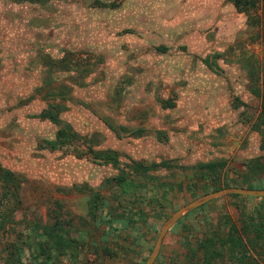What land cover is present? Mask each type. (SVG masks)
<instances>
[{"label":"rangeland","instance_id":"obj_1","mask_svg":"<svg viewBox=\"0 0 264 264\" xmlns=\"http://www.w3.org/2000/svg\"><path fill=\"white\" fill-rule=\"evenodd\" d=\"M263 98L264 29L226 0H0V166L19 181L17 202L0 186V264H40L52 213L77 245L66 264H140L179 206L224 183L264 188ZM180 218L152 264L201 262L227 222L246 226V256L210 264H264V196Z\"/></svg>","mask_w":264,"mask_h":264},{"label":"trees","instance_id":"obj_2","mask_svg":"<svg viewBox=\"0 0 264 264\" xmlns=\"http://www.w3.org/2000/svg\"><path fill=\"white\" fill-rule=\"evenodd\" d=\"M15 2H28V3H43L47 2L48 0H12ZM228 1L236 12L242 13L245 17V22L252 26H261L264 29V0H226ZM166 103V102H165ZM167 106L171 105L170 103L166 104ZM39 117L47 118L53 122H57L56 120V113L52 112L50 109H43L38 114ZM258 124L264 123V98L261 100V111L259 114ZM70 126L68 124H64L63 126H59L55 132V140L53 141L54 145L57 143H62L66 139V135L69 134ZM102 158L106 161H110L115 159V154L111 152H106L101 154ZM216 163H207L204 164L203 167L207 169L213 168ZM119 180L123 178L119 177ZM19 181L17 180L16 175L13 171L3 168L0 166V186L2 188V195L3 198L13 200L17 202V191L19 189ZM228 186H240L237 184H229L224 183L221 187H228ZM219 186H214L211 190H216L221 188ZM247 188H262L261 187H253L252 185H245ZM231 196H237L239 194H229ZM96 196H93L92 201H96ZM14 205V204H12ZM94 205V204H92ZM202 205L198 206L194 210L200 208ZM15 206H13L14 208ZM58 208V207H57ZM193 211V210H192ZM190 211V212H192ZM187 212V213H190ZM90 215H92V211H89ZM186 214V213H185ZM184 214V215H185ZM50 219L53 220V225L51 227H47L43 229L41 234V239L36 240L35 247H33V258L39 259L40 264H48L51 262L62 261L61 256L66 255V251L70 248L69 246L72 245L74 249L77 248L74 240L69 238H64V229L61 227V221H59V216L55 213H52L49 216ZM181 218H179L174 224H176ZM129 221V218H127ZM227 221V220H226ZM245 227H241L240 229H236V227L227 222V231L224 235H220L219 233H215L213 236L204 237L199 241V248L201 249L202 257L201 262H193L189 264H210L212 260L219 257H224L226 252H230L232 250H237L240 253L239 260L240 262L243 261L245 258V243L242 241L241 234L245 233ZM264 228V224H257L254 226V231L257 232L259 228ZM256 239V237H255ZM254 239V240H255ZM252 240V242H254ZM250 242V244H252ZM103 253L107 255H113L109 248L103 247ZM242 251V252H241ZM146 257V256H145ZM142 258L140 264L144 261Z\"/></svg>","mask_w":264,"mask_h":264},{"label":"water","instance_id":"obj_3","mask_svg":"<svg viewBox=\"0 0 264 264\" xmlns=\"http://www.w3.org/2000/svg\"><path fill=\"white\" fill-rule=\"evenodd\" d=\"M242 194V195H254L264 196V188H247L243 186H228L222 187L216 190L204 192L201 195L189 200L185 204L179 206L173 210L168 217L161 223L158 234L154 240V243L141 264H152L156 258L162 239L166 231L186 212L197 208L198 206L224 194ZM48 264H66L63 261L51 262Z\"/></svg>","mask_w":264,"mask_h":264}]
</instances>
